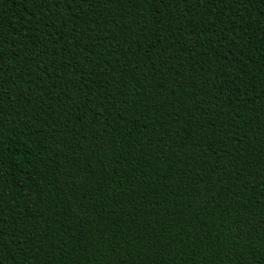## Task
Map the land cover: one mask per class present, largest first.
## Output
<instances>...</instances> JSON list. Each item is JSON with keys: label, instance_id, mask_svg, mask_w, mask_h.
<instances>
[{"label": "trees", "instance_id": "trees-1", "mask_svg": "<svg viewBox=\"0 0 264 264\" xmlns=\"http://www.w3.org/2000/svg\"><path fill=\"white\" fill-rule=\"evenodd\" d=\"M0 264H264V0H0Z\"/></svg>", "mask_w": 264, "mask_h": 264}]
</instances>
